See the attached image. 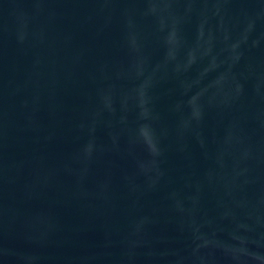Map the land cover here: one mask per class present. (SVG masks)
<instances>
[{
    "label": "water",
    "instance_id": "obj_1",
    "mask_svg": "<svg viewBox=\"0 0 264 264\" xmlns=\"http://www.w3.org/2000/svg\"><path fill=\"white\" fill-rule=\"evenodd\" d=\"M0 264H264V0H0Z\"/></svg>",
    "mask_w": 264,
    "mask_h": 264
}]
</instances>
